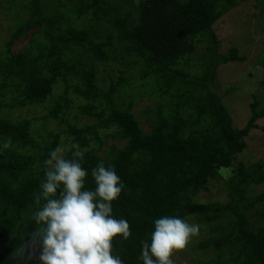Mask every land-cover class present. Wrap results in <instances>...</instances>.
<instances>
[{
  "label": "trees",
  "instance_id": "obj_1",
  "mask_svg": "<svg viewBox=\"0 0 264 264\" xmlns=\"http://www.w3.org/2000/svg\"><path fill=\"white\" fill-rule=\"evenodd\" d=\"M27 1L28 19L0 50V264H40L39 248L36 259L27 258L34 250L31 233L40 226L33 219L34 194L45 178L43 162L70 137L85 151L86 190L95 188L91 170L99 162L114 165L125 185L113 201L115 218L130 223V238L114 242L124 264H143L142 241L151 242L154 221L166 215L203 218L214 226L189 248L192 264H264V192L252 194L264 184V158L251 166L240 159L251 132L264 131L258 123L264 108L254 101L247 124L238 129L215 89L220 66L246 58L237 47L221 54L213 26L248 0H53V15L48 0ZM83 17L94 27H79L75 18ZM30 32L28 46L14 52L16 40ZM202 42V73L195 76L192 55ZM117 61L128 68L140 64L141 79L155 83L152 91H145V82L133 97L123 77L104 89L99 68ZM59 83L63 93L47 115H29L28 109L54 97ZM123 92L128 102L116 100ZM144 97L156 100L153 111H144L152 117L148 132L133 113ZM74 105L78 113L71 117ZM23 109L21 119L11 117ZM81 119L92 123L80 125ZM106 132L124 144L107 147L103 156ZM9 136L12 146L4 150ZM92 141L97 147L90 149ZM222 168H233L225 181L227 201L198 202L212 181L224 178ZM196 250L202 255L194 256Z\"/></svg>",
  "mask_w": 264,
  "mask_h": 264
},
{
  "label": "clouds",
  "instance_id": "obj_2",
  "mask_svg": "<svg viewBox=\"0 0 264 264\" xmlns=\"http://www.w3.org/2000/svg\"><path fill=\"white\" fill-rule=\"evenodd\" d=\"M12 143L9 136L3 149H10ZM69 151L71 158L63 146H57L43 162L45 178L34 194L37 210L33 213L40 226L31 233L34 250L27 258L36 259L39 248L40 264H124L114 253V242L118 237L124 241L130 238V223L115 218L113 201L120 197L125 185L114 165L99 162L91 170L95 188L86 190L85 151L79 144H73ZM199 232L198 223L178 216L158 218L150 234L151 242L142 241L139 259L143 264H175L173 257Z\"/></svg>",
  "mask_w": 264,
  "mask_h": 264
},
{
  "label": "rangeland",
  "instance_id": "obj_3",
  "mask_svg": "<svg viewBox=\"0 0 264 264\" xmlns=\"http://www.w3.org/2000/svg\"><path fill=\"white\" fill-rule=\"evenodd\" d=\"M27 0H0V50L4 51L6 49L7 41L12 37L13 32L17 29L20 22L28 19L30 15V10L23 6V2ZM58 1V0H57ZM66 2V0H61ZM28 2V1H27ZM53 0H48V11L50 15L54 14L53 8L55 5L52 4ZM264 3L260 0H248L246 2L239 3L234 9L229 13L225 14L220 20H218L213 29L221 41V46L219 52L221 54H227L231 47H237L240 52V56H244L246 60L244 62H234L225 65H221L218 70V78L215 85V89L218 94L223 98L225 105L228 107L234 126L238 129L243 128L250 116H251V104L254 101H259L261 108H264V86L261 85L264 79V13L261 12ZM10 6L12 9H7ZM20 13V14H19ZM77 25L79 27H94V25L88 21L86 18L76 19ZM28 34V37L23 36L16 40V45L13 47L14 52L23 50L24 47L28 46L29 39L32 38ZM40 34H36L33 39H36ZM26 37V38H25ZM206 43L202 42L197 45L196 52L192 55V63L194 64L190 68L193 75L202 73L203 61L200 60V55L206 50ZM195 59V61H193ZM128 68L121 62H113L105 64L100 67L99 77L101 78L100 83L103 85L104 89L108 88L110 81L118 82L120 77L127 80V88L130 90V94L136 97L137 91L140 86L146 82L147 88L146 92H151L153 89V84L149 79L142 80L141 70L142 66L140 64L130 65ZM104 69V70H103ZM139 86V87H138ZM64 84L59 83L54 90V97L47 101L43 107L30 108L28 109L29 115L37 113L40 118H43L48 113V108L55 102L57 98L63 93ZM213 88V87H212ZM72 91H70V98L74 101ZM141 91H144L142 89ZM136 100L135 98H133ZM118 102L123 100L124 102L129 101L128 94L123 92L119 97H117ZM155 97L149 98L144 97L133 109V113L140 120L142 128L145 131H150V124L152 117H149L144 111L147 106H155ZM76 102V101H75ZM77 104V103H75ZM11 117L15 119H21L20 116L26 115V110L23 111H11ZM78 113L77 105H74L71 109V117ZM54 125L53 121L49 122ZM86 123H92L89 119H81L79 121L80 125ZM261 127H264V118L258 121ZM47 123H43L46 126ZM42 132L43 127H38ZM55 130L62 131V127H55ZM114 130V129H112ZM110 131L112 134L113 131ZM103 132V131H102ZM106 132L103 133V137L106 140V146L102 150L103 156H107L106 148L112 145L121 147L124 142L120 141L118 137L110 135ZM65 140L62 146L65 148L66 153L71 149V139ZM248 147L240 155L241 161L245 163L246 166H251L255 162L264 158V131L262 129H255L251 132L250 137L247 138ZM97 144L93 141L90 144L91 148H96ZM87 148V149H89ZM65 153V154H66ZM233 168H222L221 174L224 175L223 179L218 181H212L209 185V190L203 192L199 195L197 201L201 203H209L213 201L226 202L228 189L226 187L225 181L231 177ZM264 192V184L253 188L252 194H259ZM189 223H198L200 225V232L197 236H194L188 246L181 252H178L173 258L175 264H192V253L191 249L195 248L200 243V240L206 238L207 232L214 226L207 227V220L201 218H191L187 220ZM202 255L199 250L194 253V256Z\"/></svg>",
  "mask_w": 264,
  "mask_h": 264
}]
</instances>
